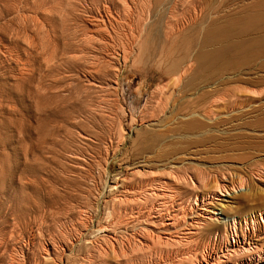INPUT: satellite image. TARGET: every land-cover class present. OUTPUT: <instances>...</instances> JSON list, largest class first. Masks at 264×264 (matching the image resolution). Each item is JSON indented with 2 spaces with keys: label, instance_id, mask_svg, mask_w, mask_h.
Masks as SVG:
<instances>
[{
  "label": "rangeland",
  "instance_id": "1",
  "mask_svg": "<svg viewBox=\"0 0 264 264\" xmlns=\"http://www.w3.org/2000/svg\"><path fill=\"white\" fill-rule=\"evenodd\" d=\"M249 1L0 0V264H264L262 61L182 50Z\"/></svg>",
  "mask_w": 264,
  "mask_h": 264
},
{
  "label": "bare ground",
  "instance_id": "2",
  "mask_svg": "<svg viewBox=\"0 0 264 264\" xmlns=\"http://www.w3.org/2000/svg\"><path fill=\"white\" fill-rule=\"evenodd\" d=\"M244 10L245 11L242 13V16L244 15L242 20L243 23L242 30L236 36H232L233 32L230 29H223V28L219 29L217 22H212L208 26V28L204 30V38L202 39V41L199 42L198 40L197 42L195 40H191L190 44L186 43L184 45L182 49L184 53L185 52L187 53V51H189L190 48L193 47L194 45H197L198 52L196 55V65H197V70L200 71L203 75L205 74L213 75L216 73H222L225 70L234 69L235 67H237V64L248 66L258 60H261L262 63H259V65H256L255 67H258L260 71H264V0H256L255 2L251 3L250 6L246 7ZM234 38L240 39L241 41H233ZM214 44H217V46L220 45V48L212 51L209 50V48H212ZM239 48L241 49L243 54L242 59H234V61L233 59H230L227 63L220 64L222 62V61L220 62V60H223L222 57L225 56V54L231 55L233 54V52H235V50ZM174 49L176 48L172 47L169 49L168 56H172V52L174 51ZM182 59H184V56L182 57ZM179 61H175L174 65L172 64L173 70L175 69V66ZM257 84L264 85V77H261L257 81ZM211 214L218 217L215 219V221L221 219L222 220L221 223L230 222V218H226V217L219 218L220 216H223V212L221 209H217V211L211 212ZM262 215L263 213L261 214V216ZM262 222L264 223V221ZM259 240L260 239H258L257 241ZM262 248L264 249V244ZM249 253H250L249 256L254 255L251 253V251ZM257 256L260 257L259 255Z\"/></svg>",
  "mask_w": 264,
  "mask_h": 264
}]
</instances>
